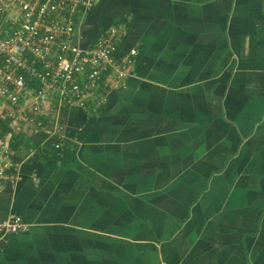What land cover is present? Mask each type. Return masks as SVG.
Masks as SVG:
<instances>
[{"label": "crops", "instance_id": "0c3cea01", "mask_svg": "<svg viewBox=\"0 0 264 264\" xmlns=\"http://www.w3.org/2000/svg\"><path fill=\"white\" fill-rule=\"evenodd\" d=\"M111 25L87 106L0 98V264H264V0H96L79 44Z\"/></svg>", "mask_w": 264, "mask_h": 264}, {"label": "built area", "instance_id": "2783aa9c", "mask_svg": "<svg viewBox=\"0 0 264 264\" xmlns=\"http://www.w3.org/2000/svg\"><path fill=\"white\" fill-rule=\"evenodd\" d=\"M95 1L0 0V98L12 105L31 100L33 110L45 103L87 106L108 76L118 82L127 74L132 58L114 55L119 27L104 29L91 46L78 42L77 21ZM4 151L0 193L4 182L16 180L2 162ZM28 227L21 216L10 214L0 219V238Z\"/></svg>", "mask_w": 264, "mask_h": 264}, {"label": "trees", "instance_id": "16d2710c", "mask_svg": "<svg viewBox=\"0 0 264 264\" xmlns=\"http://www.w3.org/2000/svg\"><path fill=\"white\" fill-rule=\"evenodd\" d=\"M5 133H12V128L4 118H0V135H3Z\"/></svg>", "mask_w": 264, "mask_h": 264}]
</instances>
